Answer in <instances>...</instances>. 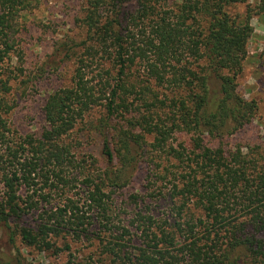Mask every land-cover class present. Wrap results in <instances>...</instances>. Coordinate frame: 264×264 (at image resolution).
I'll use <instances>...</instances> for the list:
<instances>
[{
    "label": "trees",
    "instance_id": "16d2710c",
    "mask_svg": "<svg viewBox=\"0 0 264 264\" xmlns=\"http://www.w3.org/2000/svg\"><path fill=\"white\" fill-rule=\"evenodd\" d=\"M80 1V39L49 55L67 82L23 133L13 115L44 68L27 70L20 34L44 0H0V239L70 256L88 240L87 264H264V150L224 143L259 108L238 78L264 0Z\"/></svg>",
    "mask_w": 264,
    "mask_h": 264
},
{
    "label": "rangeland",
    "instance_id": "374dc122",
    "mask_svg": "<svg viewBox=\"0 0 264 264\" xmlns=\"http://www.w3.org/2000/svg\"><path fill=\"white\" fill-rule=\"evenodd\" d=\"M258 1L249 0L248 3L254 6ZM247 8L246 3H238L231 6L229 11L244 15L247 13ZM81 13L80 0H44L39 8L24 14V31L20 34V43L26 53L25 67L33 71H36L37 67H42L44 73L37 75V78L30 83V89L22 95L13 115L14 124L23 133L40 126V111L48 91L67 82L68 72L72 65H61L56 69L49 55L52 54L56 41L66 38L80 39L82 30L79 18ZM251 22L254 34L249 40L248 55L238 78V90L247 99L256 100L259 108L253 122L238 133L227 137L224 143H227L229 148L241 145L245 150L250 147H260L264 150V16L256 14ZM37 80L38 83H36ZM80 134L84 137L83 141L87 149L93 150L97 156L102 157L101 140L97 138V135L86 129L80 130ZM146 171V163L138 165L132 183L120 194L122 201L124 198L127 199L131 193L143 191V186L146 185ZM70 241L72 256L67 251L59 255L51 251L40 252L23 244L19 239L16 245H9L5 240L0 239V262L4 263L2 259L4 257L13 260L18 253L21 254L23 264H66L68 259L73 260L72 264H87L88 261H93L98 257L96 247L91 241Z\"/></svg>",
    "mask_w": 264,
    "mask_h": 264
}]
</instances>
